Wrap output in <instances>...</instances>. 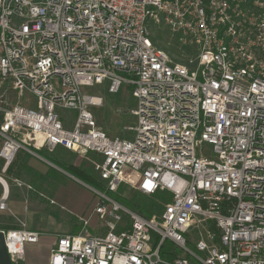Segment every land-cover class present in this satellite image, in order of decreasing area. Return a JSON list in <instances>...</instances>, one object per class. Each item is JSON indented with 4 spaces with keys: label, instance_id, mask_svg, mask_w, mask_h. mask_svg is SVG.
I'll return each instance as SVG.
<instances>
[{
    "label": "built area",
    "instance_id": "2783aa9c",
    "mask_svg": "<svg viewBox=\"0 0 264 264\" xmlns=\"http://www.w3.org/2000/svg\"><path fill=\"white\" fill-rule=\"evenodd\" d=\"M156 25L185 61L154 44ZM93 87L130 91L124 136L97 124ZM57 147L101 158L105 191L90 187L80 220L105 231L57 234L48 264H264V0H0L1 172ZM125 182L170 199L142 216L108 195ZM1 232L13 261L40 234ZM166 243L182 254L163 258Z\"/></svg>",
    "mask_w": 264,
    "mask_h": 264
},
{
    "label": "crops",
    "instance_id": "0c3cea01",
    "mask_svg": "<svg viewBox=\"0 0 264 264\" xmlns=\"http://www.w3.org/2000/svg\"><path fill=\"white\" fill-rule=\"evenodd\" d=\"M63 149L57 147L53 152L55 154L58 150ZM43 151V150H42ZM47 152V151H46ZM28 156V165L39 174L46 176L45 181L48 182L49 169L53 168L49 161L43 163L40 159L32 154L26 153ZM32 156V158H31ZM38 161V162H36ZM41 161V162H40ZM56 166V165H55ZM55 168L60 169L56 166ZM61 170V169H60ZM7 171V170H6ZM59 173V172H58ZM0 175L4 178L7 185V209L0 210V264H48V258L50 249L54 246L56 242V235L61 233H78L80 231H85L92 234H102L105 231V226L96 215H92L86 226H83L81 217H87L92 207L97 201V195L92 191V195L89 198L90 205L87 207H79V203L72 205V208L66 206L63 203V197H61V188L58 187L59 184L51 186L49 183H44L42 191H51V189L57 190L56 194L50 200V198L31 200V196L34 194L31 186L12 175H7L6 172L2 173L0 170ZM9 177H6V176ZM76 178V177H75ZM17 179L22 182V185L18 186L14 182ZM41 190V189H39ZM4 188L0 183V196L2 195ZM55 198V199H54ZM54 200V202H53ZM32 202L38 203V208L32 207ZM80 204H84L80 202ZM59 206V208H58ZM56 207L57 209H53ZM61 210H66L65 214L59 212ZM24 225L25 228L38 231L39 237L36 242H28L24 246V256L22 259L13 261L9 254L7 253L4 245V238L1 230L17 228Z\"/></svg>",
    "mask_w": 264,
    "mask_h": 264
},
{
    "label": "rangeland",
    "instance_id": "374dc122",
    "mask_svg": "<svg viewBox=\"0 0 264 264\" xmlns=\"http://www.w3.org/2000/svg\"><path fill=\"white\" fill-rule=\"evenodd\" d=\"M150 38L156 46L162 48L174 59L181 61L186 60L188 53L187 49L185 47L180 46L177 42H175L174 38L164 28L162 29L159 25L154 26L153 35H151ZM89 90L92 93L100 94L103 98V104L101 106L92 108V112L96 117L97 124L100 125L110 135H120L125 133V127L134 121L133 116L130 114V110L134 105L133 99L130 95V91L125 87L115 94L107 93L105 88L103 87H93L90 88ZM19 153L23 154L25 152L20 151ZM38 154L41 155L40 156L41 159L40 158L37 159V157L35 156L36 159L37 160L40 159L43 163H45L46 160L50 161V159H52L53 153H49L46 151H39ZM54 155H56V153ZM94 156H96L97 158H94ZM61 157L63 158L65 157L67 159L70 158L73 164L75 165H78L82 160H84L83 167L87 169L92 167L93 170H94L93 162H97L101 160V158L98 155L92 152L87 153L85 156L78 155L76 153L70 154L64 152L63 154H61ZM53 169L56 170V172H59L57 174L58 175L57 179L55 180V185L59 184L58 187H60L61 191L63 192L60 194L61 197H63L64 199L63 203L70 208H72L71 204L75 205L77 203H79V207L89 206L90 205L89 198L92 195V189L90 187L97 189V186L93 184L85 183L84 181L75 178L68 170L66 171L62 168H60L61 170L60 169L57 170V168H55L54 166ZM56 191L57 190L54 189H51V191L49 190L47 192L42 190H35L34 192H32L34 196L33 195L31 196V200L33 201H35L36 199L46 200L47 197L48 198L54 197L55 194L57 193ZM133 192H134L133 190L130 191L128 190V183L125 182L121 196L127 198L131 197ZM50 200H52V198H50ZM36 202L31 201L32 207L38 208L37 205L38 203ZM80 202H83L84 204L81 205ZM163 202H166V200L164 199L157 200V203L160 204V206H162ZM52 208L59 210L58 209L59 206L58 208L56 207H52ZM72 209L74 210L75 208ZM59 212H63L67 214L66 210H61ZM185 236L189 240L187 244L188 248L193 249L192 251H194V241L196 239V234L194 235V231L192 230L189 233H187ZM163 247L166 250H169L168 252H172L174 254L177 253L179 255L182 254L181 250L177 248H175L174 250V245H172L171 243H166Z\"/></svg>",
    "mask_w": 264,
    "mask_h": 264
},
{
    "label": "trees",
    "instance_id": "16d2710c",
    "mask_svg": "<svg viewBox=\"0 0 264 264\" xmlns=\"http://www.w3.org/2000/svg\"><path fill=\"white\" fill-rule=\"evenodd\" d=\"M124 136L123 134H120ZM64 152L73 154L66 149H60L56 152V155L52 154V159L50 162L54 163L58 167L68 170L74 177L78 178L79 180L84 181L88 184H93L97 186L98 190L105 191L106 182L100 177L99 173L93 170V168H84L82 160L78 165L73 164L70 158H63L61 154ZM94 158H97L94 156ZM28 156L26 153H18L16 158L10 163L7 168L6 174L12 175L15 178H18L22 181H26L33 191L35 190H42L44 183H50L51 186L55 185V180L57 179L56 170L53 168L49 169L48 173L46 174L49 176L48 182L45 181L46 176L39 174L37 171L33 170L27 163ZM3 165V160L0 158V170ZM124 184H120L116 190V192H107L110 197L115 199L117 202L121 203L122 205L136 211L137 213L141 214L145 217H150L151 215L157 213L160 214L162 212L163 206L157 203V200L164 199L169 200L170 194L165 191H158L157 193L153 194L152 196H146L141 194L138 191H134L131 197H122L121 193L123 191ZM164 247H162L159 252L163 258L172 259L175 254L172 252H168Z\"/></svg>",
    "mask_w": 264,
    "mask_h": 264
},
{
    "label": "bare ground",
    "instance_id": "6f19581e",
    "mask_svg": "<svg viewBox=\"0 0 264 264\" xmlns=\"http://www.w3.org/2000/svg\"><path fill=\"white\" fill-rule=\"evenodd\" d=\"M2 181V180H1Z\"/></svg>",
    "mask_w": 264,
    "mask_h": 264
}]
</instances>
